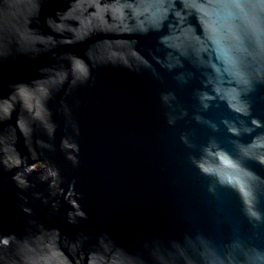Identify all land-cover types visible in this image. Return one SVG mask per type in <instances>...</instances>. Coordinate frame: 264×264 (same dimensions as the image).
Here are the masks:
<instances>
[{
    "label": "water",
    "instance_id": "obj_1",
    "mask_svg": "<svg viewBox=\"0 0 264 264\" xmlns=\"http://www.w3.org/2000/svg\"><path fill=\"white\" fill-rule=\"evenodd\" d=\"M0 264H264V0H0Z\"/></svg>",
    "mask_w": 264,
    "mask_h": 264
}]
</instances>
